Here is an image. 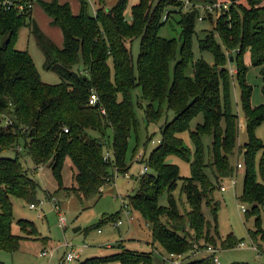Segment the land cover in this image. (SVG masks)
<instances>
[{
	"label": "trees",
	"instance_id": "16d2710c",
	"mask_svg": "<svg viewBox=\"0 0 264 264\" xmlns=\"http://www.w3.org/2000/svg\"><path fill=\"white\" fill-rule=\"evenodd\" d=\"M3 1L0 6V249L14 252L21 241L12 231V197L30 204L39 201L40 184L21 162L20 148L32 159L35 169L50 167L59 187L69 160L73 183L70 191L81 201L101 196L103 188L114 183L117 169H126L129 155L140 144V123L132 97L136 87H140V97L147 101L143 113L148 124L158 122L165 108L172 110L174 117L161 127L160 142L146 155L149 171L140 177L136 192L129 196V206L149 224L152 244L158 243L167 252H190L194 242L199 244L202 239L215 242L203 203L218 187L220 177L234 174L231 157L241 155L237 145L240 119L221 95L222 84L227 90L230 80V71L223 63L224 46L236 51V56L232 54L229 60L233 57L239 62L236 73L248 134L242 151L246 163L244 189L239 199L249 207L246 218L254 217L255 227L249 233L257 250L264 254V142L256 136L257 128L264 124V104H252L253 90L246 82L248 68L243 63V55L248 51L251 64L260 69L264 94V0H247L244 9L230 5L229 14H222L214 29L222 46L213 32L199 40L200 49L213 54V64L194 59L192 38L199 16L197 9L185 14L179 11L183 23L180 46L175 38L159 35L161 27L172 18L171 13L178 12L169 10L168 6L181 10L183 1L139 0L132 6L128 20L125 12L129 0H116L112 6L106 0H98L94 15L88 13L86 0H80L78 14L73 13L68 3L36 0L50 17V23L61 29L62 46L30 18L33 7L30 0H12L10 6ZM23 28L29 29L42 51L44 68L58 74L59 82L43 81L30 52L17 47ZM137 37L142 39L135 65L130 44ZM178 53L171 77L170 64ZM93 93L98 101L92 105ZM198 115L203 120L191 129V122ZM186 133L195 145L194 155L183 137ZM204 135L211 136L212 155L208 162L204 157ZM152 140L148 137L147 141ZM10 149H16L15 157L2 155ZM107 151L111 152L108 159ZM259 154L261 160L257 166ZM173 155L190 163V177L182 176L179 166L169 161ZM208 168L216 183L207 173ZM178 188L185 196L184 203L174 195ZM165 192L167 204H162L160 197ZM218 208L219 203L215 202L212 206L215 214ZM119 213L104 217L101 224L116 222ZM18 224L26 235L29 227H36L33 221L24 218L18 219ZM240 242L233 235L222 241L223 248ZM151 261L150 253L124 249L80 264H151ZM204 263H208L207 258L188 264ZM0 264L7 263L0 260Z\"/></svg>",
	"mask_w": 264,
	"mask_h": 264
},
{
	"label": "rangeland",
	"instance_id": "374dc122",
	"mask_svg": "<svg viewBox=\"0 0 264 264\" xmlns=\"http://www.w3.org/2000/svg\"><path fill=\"white\" fill-rule=\"evenodd\" d=\"M60 3H68L73 13L78 14L81 9L80 0H58ZM183 1L181 10L179 7L172 5L168 6L169 10L178 11L171 13L172 18L167 21L159 30V35L168 39L175 38L178 46L181 44V30L183 23L181 14L192 11L195 8L199 12L198 19L195 22L196 33L192 38V51L195 60H205L210 64L215 61L213 54L208 51H202L199 46V40L205 35L215 34L216 41L222 46V42L218 36L216 23L222 14H229L230 5H236L244 9L247 7V0H179ZM88 4V13L94 15L98 0H86ZM116 0H106L108 6H112ZM139 0H129L128 8L125 12V17L131 19V8ZM220 4V7H216ZM227 5V8L222 6ZM1 6V0H0ZM209 6H211L209 8ZM226 10V11H225ZM77 11V12H75ZM240 15L242 11L240 10ZM32 17L41 27V29L49 36L57 45H63V33L61 29L50 23V17L40 6L38 2H34L32 7ZM202 17V20L199 18ZM141 37H137L130 44L133 61L136 65L138 62ZM17 47L27 49L33 57L36 67L40 72L41 78L47 83H57L60 81L58 74L52 71H47L44 68V55L39 49L33 35L30 34L28 28H23L20 31ZM225 62H223L230 71V80L227 90L224 85L221 86V95L224 101H227L230 110L238 115L239 132L237 145L240 149L237 155L231 157V162L235 167V172L227 178L220 177L219 185L209 194V199L203 203V212L207 220L211 222L210 235L214 241L200 240L198 248L192 249L190 252H184L181 258H175L180 264H188L192 261L207 258L208 263L212 264L211 253L206 250L207 244L215 246L218 250L216 256L220 264H264V254L257 249L252 248L253 240L250 236L249 229H254V217L246 218V213L240 209L239 196L242 195L244 189L245 168H237L238 162L246 163L243 156V144L248 140L246 123L244 119V110L242 105V89L240 80L236 71L239 68V62L234 59L229 60L230 56H236V51L233 47H224ZM234 49V50H233ZM179 59V53L176 58L171 61L170 73L173 76L176 61ZM243 63L248 68L246 71V82L252 86V104L258 106L264 104L263 94V79L260 74V69L251 64L250 53L247 51L243 55ZM191 71L190 69L188 70ZM140 87L132 90V97L135 104L136 113L140 123V144L138 149L129 155L124 171L116 172L114 183L108 184L103 188L101 196L94 195L81 201L73 192L72 187V170L66 164L62 171V186L53 175L50 167H43L36 171L35 164L31 158L26 156L25 151L21 149L20 160L27 169L29 175L40 184V189L37 195L38 202L36 208H31L30 203L19 197H12L14 222L12 231L14 234L21 237L19 248L14 251L0 249V260L7 264H59L64 248L61 246L65 242H71L76 249H79L81 255L73 264H80L82 261L92 257L105 256L115 254L124 249L147 252L152 256L151 264H170L168 260L170 253L167 252L158 243L152 244L151 229L149 224L141 216V214L131 209L129 206V196L134 194L138 188L140 181V171L143 169V164L152 149L156 144L148 142V137H152L157 141L161 138V127L168 120L174 117L172 110L165 108V113L156 123L148 124L144 118L143 109L147 105V101L140 97ZM203 120L202 115H198L191 122V129H195L198 122ZM256 136L264 142V124L256 130ZM186 143L190 147L192 154H195V145L189 135H183ZM133 144V140L131 141ZM204 157L205 161H209L212 155L211 136H203ZM3 156L15 157L16 149H10L2 153ZM261 155H257L256 164L260 163ZM169 161L178 165L180 173L184 177L192 175L191 165L183 158L173 155ZM213 182L216 183L215 177L211 169L206 170ZM128 174V176H127ZM260 178V173L258 174ZM237 180L236 187L233 186L232 179ZM226 186V191H221V187ZM178 188L174 195L178 200L182 198L183 203L186 202L184 194H181ZM167 192L160 197L162 204H167ZM54 200V201H53ZM210 200V203L209 201ZM217 202L219 208L214 213L212 206ZM125 204L130 213H127ZM247 205V204H246ZM58 207V208H56ZM249 208V207H248ZM182 209V207H181ZM183 210V209H182ZM119 213L117 220H122L120 226H116L115 221H109L101 224L104 217ZM128 214V215H127ZM129 216H133L129 220ZM28 219L34 222L36 227H29L28 234L22 232L18 219ZM61 219L63 223L61 225ZM262 227L264 229V213L262 214ZM101 224V225H100ZM80 228L78 231L74 229ZM99 230L101 232H99ZM215 230L218 235L214 237ZM229 235H233L240 242H245V247H240L236 244L231 248H223L222 241H225ZM196 243V241L194 242ZM47 249L48 255L42 256V250ZM51 251H53L51 255ZM207 263V264H208ZM120 264V263H115ZM206 264V263H204Z\"/></svg>",
	"mask_w": 264,
	"mask_h": 264
},
{
	"label": "built area",
	"instance_id": "2783aa9c",
	"mask_svg": "<svg viewBox=\"0 0 264 264\" xmlns=\"http://www.w3.org/2000/svg\"><path fill=\"white\" fill-rule=\"evenodd\" d=\"M30 2H31L30 6H32L33 5L32 2H36V0H30ZM3 3L6 6L13 5V1L12 0H4ZM215 6L216 7H218V6L220 7V4H216ZM222 6H224L225 8H227V5H225V4H222ZM210 7L211 6H209V8ZM19 8L21 10L23 9L22 6H20ZM199 19L202 20V17H200ZM97 101H98V96L95 93L91 94L90 104H92V105L93 104H96ZM65 131L68 132V129H65ZM159 142H160V139L157 140V141L152 140V143H154V144L159 143ZM110 157H111V152L110 151H107L106 152V155H105V158L108 159ZM143 165H144L143 166V169L140 171V175L141 176L145 175L149 171V167H148L147 163L144 162ZM243 167H244L243 162H238L237 163V168L238 169L239 168H243ZM41 168H43V166L42 167H38L35 170L36 171H39V170H41ZM127 176H128V174H127ZM231 179H232V182H233L232 185L236 187L237 180L234 179V178H231ZM226 190H227V187L226 186H222L221 187V191H226ZM30 207L31 208H36L37 207V204H30ZM56 208H58V207H56ZM125 208L127 210V213H130V211L128 210V207H127L126 204H125ZM240 209L242 210V212L245 213L248 210V205H246L245 203H241L240 204ZM128 218H129V220H132L133 219V216H129ZM62 223H63V220L61 219V225H62ZM122 223H123L122 220H117L116 221V226H120ZM99 232H101V231L99 230ZM198 245L199 244L194 243L193 250L194 249H197L198 248ZM61 246L64 248V252L62 254V257L59 260V264H73L75 260H78L79 259L80 255H81V253H80L81 251L79 249H76V247L71 242H65ZM238 246L245 247L246 245H245V242L241 241L238 244ZM205 248H206V250L208 252L211 253L213 264H220V262L218 260V257L216 256L218 250L215 248V246H213L211 244H207V246ZM252 248L257 249V247H256V245H255L254 242H253ZM48 252L49 251L47 249H44V250H42L41 255L42 256H46V255H48ZM52 253H53V251H51V255H52ZM169 256H170V258L168 260L170 261V264H180L179 261L175 260V258H180V257L182 258L183 257V255H180V254H170Z\"/></svg>",
	"mask_w": 264,
	"mask_h": 264
},
{
	"label": "crops",
	"instance_id": "0c3cea01",
	"mask_svg": "<svg viewBox=\"0 0 264 264\" xmlns=\"http://www.w3.org/2000/svg\"><path fill=\"white\" fill-rule=\"evenodd\" d=\"M75 12H77V11H75ZM59 45V44H58ZM59 46H62V45H59ZM70 168H71V163H70V161L68 160L67 161V163H66ZM73 184V183H72Z\"/></svg>",
	"mask_w": 264,
	"mask_h": 264
},
{
	"label": "water",
	"instance_id": "95a60500",
	"mask_svg": "<svg viewBox=\"0 0 264 264\" xmlns=\"http://www.w3.org/2000/svg\"><path fill=\"white\" fill-rule=\"evenodd\" d=\"M231 60H233V57H231ZM80 228H76L74 229V231H78Z\"/></svg>",
	"mask_w": 264,
	"mask_h": 264
}]
</instances>
